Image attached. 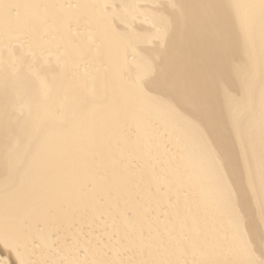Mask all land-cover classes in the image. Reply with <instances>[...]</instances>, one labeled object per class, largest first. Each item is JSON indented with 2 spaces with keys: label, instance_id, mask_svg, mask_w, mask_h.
Wrapping results in <instances>:
<instances>
[{
  "label": "bare ground",
  "instance_id": "bare-ground-1",
  "mask_svg": "<svg viewBox=\"0 0 264 264\" xmlns=\"http://www.w3.org/2000/svg\"><path fill=\"white\" fill-rule=\"evenodd\" d=\"M262 160L264 0H0V261L248 264Z\"/></svg>",
  "mask_w": 264,
  "mask_h": 264
},
{
  "label": "snow or ice",
  "instance_id": "snow-or-ice-1",
  "mask_svg": "<svg viewBox=\"0 0 264 264\" xmlns=\"http://www.w3.org/2000/svg\"><path fill=\"white\" fill-rule=\"evenodd\" d=\"M161 23H166V21L161 20ZM210 123H211V116L209 117ZM211 134V133H209ZM224 167H227V150L225 149V162H224ZM262 168V175H261V199H260V215H261V222L264 223V160H262L261 164ZM235 220L238 224L239 222V213H234ZM260 241H261V248L259 251V257L257 258L255 256V250L254 249H249V251L252 253L253 258L248 261V264H264V231L260 233ZM89 249L84 250V254L86 255ZM0 264H5V262L0 261ZM7 264H29L28 261H25L23 259L13 261L11 259V255L9 256V259L7 261ZM69 264H123V262H117L114 260H84V261H74V262H69ZM131 264V262H129Z\"/></svg>",
  "mask_w": 264,
  "mask_h": 264
}]
</instances>
